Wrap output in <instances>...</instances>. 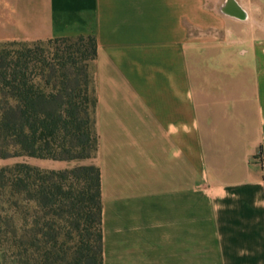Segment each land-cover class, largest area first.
<instances>
[{
  "label": "crops",
  "instance_id": "crops-1",
  "mask_svg": "<svg viewBox=\"0 0 264 264\" xmlns=\"http://www.w3.org/2000/svg\"><path fill=\"white\" fill-rule=\"evenodd\" d=\"M231 1L0 0V42L96 39L104 264H264V19Z\"/></svg>",
  "mask_w": 264,
  "mask_h": 264
},
{
  "label": "trees",
  "instance_id": "trees-1",
  "mask_svg": "<svg viewBox=\"0 0 264 264\" xmlns=\"http://www.w3.org/2000/svg\"><path fill=\"white\" fill-rule=\"evenodd\" d=\"M88 40V41H87ZM0 42V159L91 161L0 167V264H104L94 36Z\"/></svg>",
  "mask_w": 264,
  "mask_h": 264
},
{
  "label": "rangeland",
  "instance_id": "rangeland-1",
  "mask_svg": "<svg viewBox=\"0 0 264 264\" xmlns=\"http://www.w3.org/2000/svg\"><path fill=\"white\" fill-rule=\"evenodd\" d=\"M204 7L209 8L212 10L214 14V20L219 22L225 17L223 16L222 12L220 11L221 4L226 3L227 0H200ZM241 2L242 6L250 13L251 16L258 18V19H264V0H238ZM184 12V10H183ZM190 31H192V34H205L207 31V34H216L217 36L221 37L220 35L223 33V31L220 29V27L216 28H209V30H205L202 28H191ZM221 33V34H220ZM209 34V35H210ZM88 41V40H87ZM67 42L64 41H58L54 43H50L48 41L42 42L40 46L45 48L54 49L55 47H62ZM17 162H27L31 165H39L43 167H47L50 169L60 170L64 167L66 168H72L74 166H77L79 164H89L93 162L91 161H56L51 159H38V158H29L26 156L23 157H15V158H9V159H0V167L5 165H13Z\"/></svg>",
  "mask_w": 264,
  "mask_h": 264
},
{
  "label": "built area",
  "instance_id": "built-area-1",
  "mask_svg": "<svg viewBox=\"0 0 264 264\" xmlns=\"http://www.w3.org/2000/svg\"><path fill=\"white\" fill-rule=\"evenodd\" d=\"M255 159L258 164L264 169V150H261Z\"/></svg>",
  "mask_w": 264,
  "mask_h": 264
},
{
  "label": "bare ground",
  "instance_id": "bare-ground-1",
  "mask_svg": "<svg viewBox=\"0 0 264 264\" xmlns=\"http://www.w3.org/2000/svg\"><path fill=\"white\" fill-rule=\"evenodd\" d=\"M229 1L232 2L231 0H229ZM239 11H240L241 14H242V15H240V17H244V16L246 15V13H245L242 9L238 10V12H239ZM243 15H244V16H243Z\"/></svg>",
  "mask_w": 264,
  "mask_h": 264
}]
</instances>
